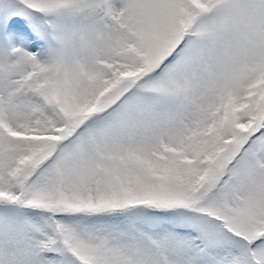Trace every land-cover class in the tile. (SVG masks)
<instances>
[{
    "label": "snow or ice",
    "instance_id": "6c2138e0",
    "mask_svg": "<svg viewBox=\"0 0 264 264\" xmlns=\"http://www.w3.org/2000/svg\"><path fill=\"white\" fill-rule=\"evenodd\" d=\"M0 264H264V0H0Z\"/></svg>",
    "mask_w": 264,
    "mask_h": 264
}]
</instances>
